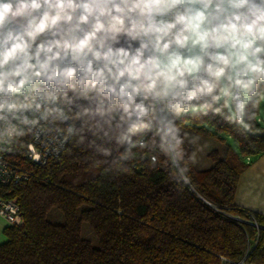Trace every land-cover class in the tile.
<instances>
[{
    "label": "clouds",
    "instance_id": "clouds-1",
    "mask_svg": "<svg viewBox=\"0 0 264 264\" xmlns=\"http://www.w3.org/2000/svg\"><path fill=\"white\" fill-rule=\"evenodd\" d=\"M262 104L264 0H0V152L44 135L187 182L192 126L245 135Z\"/></svg>",
    "mask_w": 264,
    "mask_h": 264
},
{
    "label": "trees",
    "instance_id": "trees-1",
    "mask_svg": "<svg viewBox=\"0 0 264 264\" xmlns=\"http://www.w3.org/2000/svg\"><path fill=\"white\" fill-rule=\"evenodd\" d=\"M192 127L223 146L208 152V167L191 165L187 182L148 157L106 173L72 141L43 165L19 156L30 175L7 188L23 221L3 229L0 264H264V215L234 203L247 160L264 153V104L245 135L219 119ZM52 209L61 222L48 218Z\"/></svg>",
    "mask_w": 264,
    "mask_h": 264
},
{
    "label": "built area",
    "instance_id": "built-area-1",
    "mask_svg": "<svg viewBox=\"0 0 264 264\" xmlns=\"http://www.w3.org/2000/svg\"><path fill=\"white\" fill-rule=\"evenodd\" d=\"M66 143L59 146L44 135L35 138L27 136L22 138L21 145L28 147L17 145L11 151L0 152V215L8 225L20 224L23 218L17 195H9L7 187L25 181L30 175V171L16 160L22 156L26 161L43 165L51 157L57 156ZM34 155H39V159H35ZM250 223L259 227L254 220Z\"/></svg>",
    "mask_w": 264,
    "mask_h": 264
},
{
    "label": "crops",
    "instance_id": "crops-1",
    "mask_svg": "<svg viewBox=\"0 0 264 264\" xmlns=\"http://www.w3.org/2000/svg\"><path fill=\"white\" fill-rule=\"evenodd\" d=\"M234 203L264 215V153L247 160V166L238 179ZM6 226V220L0 215V243L6 240L3 233Z\"/></svg>",
    "mask_w": 264,
    "mask_h": 264
},
{
    "label": "rangeland",
    "instance_id": "rangeland-1",
    "mask_svg": "<svg viewBox=\"0 0 264 264\" xmlns=\"http://www.w3.org/2000/svg\"><path fill=\"white\" fill-rule=\"evenodd\" d=\"M195 133L201 135L202 140L200 143L203 144V143L207 142L208 147L205 148L202 152L197 153V162L194 165L196 168H206L212 164V160L209 158L208 152L212 149H217L220 151L222 146H223V143L221 141L213 138V137H208V136L202 135L196 131H195ZM226 142L232 146H236L235 141L231 137H228L226 139ZM192 150H194V149L190 147V151H192ZM48 218L54 222H61L62 221V216L57 209H52L51 211H49ZM82 234L84 237L90 239V241L93 244H96V238H95L94 234L92 233L90 227L87 224L83 225Z\"/></svg>",
    "mask_w": 264,
    "mask_h": 264
}]
</instances>
